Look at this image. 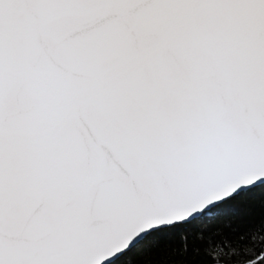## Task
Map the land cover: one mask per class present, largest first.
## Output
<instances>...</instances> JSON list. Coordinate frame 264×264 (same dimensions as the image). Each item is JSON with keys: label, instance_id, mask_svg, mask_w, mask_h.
I'll return each instance as SVG.
<instances>
[{"label": "snow or ice", "instance_id": "snow-or-ice-1", "mask_svg": "<svg viewBox=\"0 0 264 264\" xmlns=\"http://www.w3.org/2000/svg\"><path fill=\"white\" fill-rule=\"evenodd\" d=\"M257 190L264 0H0V264H264V221L189 242Z\"/></svg>", "mask_w": 264, "mask_h": 264}, {"label": "trees", "instance_id": "trees-1", "mask_svg": "<svg viewBox=\"0 0 264 264\" xmlns=\"http://www.w3.org/2000/svg\"><path fill=\"white\" fill-rule=\"evenodd\" d=\"M264 221V193L257 190L255 193L246 194L236 201L230 202L223 209L221 215L190 226L189 242L193 235L202 231L205 236L218 229L229 231V226L240 227L245 230L260 229ZM257 236L264 235V231H258ZM181 245L179 237L162 243L158 247L142 246L134 250L127 258L131 264H174L179 259L178 249ZM210 264L207 258L201 256L195 258V264Z\"/></svg>", "mask_w": 264, "mask_h": 264}]
</instances>
